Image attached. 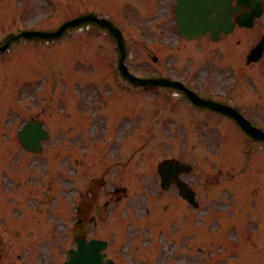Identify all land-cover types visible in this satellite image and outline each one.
I'll use <instances>...</instances> for the list:
<instances>
[{
  "label": "rangeland",
  "instance_id": "obj_1",
  "mask_svg": "<svg viewBox=\"0 0 264 264\" xmlns=\"http://www.w3.org/2000/svg\"><path fill=\"white\" fill-rule=\"evenodd\" d=\"M116 2L113 0H0V38L6 32L15 31L22 27H56L64 19L82 11L104 10V12H107L105 11L106 9L112 12L111 15L125 27L126 37L130 45V58L128 59V63L131 67L137 73H143L146 68L153 70L154 62L152 61V56L156 55V53L159 54L158 52L162 49L157 48V45L146 46L141 28L148 36L159 35V37H163L169 34H166L165 31H161L163 34L160 35L159 29L150 27L154 24L148 21V18L151 16L150 13H148V16H143L145 12L141 6L143 0H116ZM154 6L155 4L149 0L148 7L154 8ZM126 8L129 11H127ZM127 15L130 19L126 17ZM142 18L143 22L145 20L147 25L142 22ZM129 21L133 26L127 24ZM159 28H162V26ZM185 55L186 52L180 53V56L183 58L176 62V69L201 73L203 69L197 70L191 66V60L186 59L184 57ZM115 56L116 51L114 49L113 40L103 30L94 26H85L72 30L61 40L59 39L48 43L44 41H21L15 45L14 51L12 50L8 54L0 55V92L2 90L6 93L5 98L0 96L2 100L0 102V131H2V135L0 134L2 136V138H0V169L8 167L9 164H13L14 168L18 167L42 175L50 171L49 174L55 178L58 169L63 167L65 173L61 178L68 177V179L63 181L56 178L55 184L46 185V188L48 186H52L53 188V190L50 188L47 192L49 194L55 193L57 196H60L62 194L61 184L63 182L66 184L64 185L65 189L68 188V185L72 186L75 180L73 178L74 176L69 172V169L73 164L72 159L74 157L72 154H67L68 158L64 157V160H62L63 153L60 143L57 141V139H59L58 134L60 133V126L57 119L58 114L60 115V108L64 107L59 98L60 94L58 91L66 92L73 82L72 79L67 76V73H63L61 77L60 74L57 76V69L60 68V65H63L73 70L76 73L75 75L79 78L89 76V73H105L107 75L103 77L106 78L110 76L111 73H116ZM111 59L113 63H109ZM19 60L20 63H22V69L20 71L26 68L25 63L26 66H28L27 72L24 74L25 76L20 80L18 79L21 73L17 72L20 68L18 64ZM26 60L27 62H25ZM50 61L52 62L53 70L45 67L46 63ZM236 62H238V60ZM36 63H38L39 67H41L40 69L46 75L44 85H46L48 80V85L51 88L54 87L57 93L53 94L48 89L47 92L45 89H38L39 75L36 77V68H34ZM238 63L241 64V62ZM259 65L260 63L255 65L257 66L256 70L258 72L260 70ZM92 68L95 71L91 72ZM253 69L254 67L246 68L247 73L243 74H247L248 76H245V78L255 86L258 78L264 83V73H261L262 75H257L253 73ZM209 73H217V69L213 68ZM235 74L238 73H223L225 90L229 91L228 93L236 92L234 91V89L236 90V86L232 85L234 82L232 76ZM99 85L104 95L102 98L104 103L102 107L103 115L100 119V121L103 122L102 130L104 132L108 129L109 131L112 129V124L117 118L115 114L121 118L125 116V121H132L133 123H135L137 118H144L145 115L151 114L150 109L153 108V106L151 107L149 102L144 100V98L142 99L139 94H135L136 100L131 106L126 108L123 106L118 107L115 99L120 91L111 87L104 88L101 83H99ZM207 86H209V84ZM245 89L248 90V87H245ZM79 92L81 93V90H79ZM97 93L91 94L86 90V92H84V94L81 93L80 96L86 100L90 99V97L92 100H95L98 95ZM146 94L147 93L144 92L143 95L145 96ZM256 97L260 100L264 99L263 95H256ZM244 102L247 104L243 105L249 108L248 111L250 115L254 117V120L264 124V111L256 108L255 104L251 101L249 103L248 100ZM73 105L74 103L70 99L69 104L64 108L72 111ZM80 105L82 106L83 104ZM6 111L9 115L6 114ZM91 112H87L84 108H78V110L73 113L72 117H64V120L69 122L70 125L75 117L80 114L81 121L74 127V138L77 139L74 149L76 151L78 150V152L81 142L85 143L88 140L87 128L93 120V114ZM8 116L10 121L7 122ZM154 117L153 115V119ZM29 118L41 119L50 130L51 136L49 140L45 141L41 153H29L22 149L17 141L16 132L18 128ZM182 120L185 121L184 119ZM221 120L224 123L225 139L233 140L237 138V136H239V130L235 124L229 121V119ZM198 123L195 122V125L189 127L190 131H188V137L190 139L187 144H189L190 148H183L182 141L179 138H176V141L161 143L160 139L162 138L159 134H162V131L158 128L157 132L155 129L157 126H155L152 121L150 123L151 131L150 127L145 131H150L151 135H149L150 137L148 140H146V138H141L139 142L134 141V139L128 141L129 145L135 144L133 149L132 146L126 149L125 143L122 145L119 155L123 157V155L131 154L128 156V161L127 158L123 159L124 167H113L112 169L106 167L114 163V158L110 152L109 158L105 155L103 156L106 161L105 163L98 164L95 160L96 158L90 156V150L88 151L87 157L82 159V170H88L89 176L93 175V177L96 178L107 179L106 183L108 182V185L114 180L118 182L116 174L112 172L114 169L117 173L120 172L123 175L128 172L126 178L129 191L128 196L130 197L127 202L129 204L133 202L136 205L137 211L127 207L128 211L134 212L132 215L133 218L125 216L122 219L125 224L122 225L118 222L116 223L117 226H115L113 223L112 228L108 225V222L104 221L105 216L103 214L105 213L104 201L109 197V192L107 195L104 193L105 190L107 191L106 183L101 185V183H99L100 181L96 183L89 182V177L87 175L84 178V182H89L88 185H90V183L92 184L94 191L93 197L87 195L84 204L89 208L90 214H96L100 218L96 229L90 230L89 234H93L92 232H94L95 236H106L110 238V255H114L119 264H258V261L262 259L261 257H264V255L262 256V251L255 248L253 245L254 241H261L264 245V145L256 144L246 154H243V145L245 144L243 138H240L239 146L237 149L235 148L233 153H230L229 156L219 155L214 157L217 146H219L220 138H218V140L217 138L214 139L215 135L211 129H215V125L218 122L206 118V121H204L202 125L200 121ZM262 124L260 125L264 127ZM178 126L180 125L174 127V131H176ZM129 127L132 128L130 125ZM138 129V126L135 125L130 132L137 133ZM166 135L169 136L168 133ZM110 142L113 144L112 140ZM220 143L222 144L223 142ZM67 146H70V144L68 143ZM59 147L61 151L58 150ZM110 148L109 146V149ZM222 152H218V154ZM81 153L83 152L81 151ZM169 155L186 157L193 164V170L188 173L186 177L197 192L199 206L193 208L187 204V207L195 217L199 216V218L203 219V225L201 228H198L194 240L186 247L180 242L174 243L168 238L167 240L163 238L160 239L158 233L159 228H161L160 223L149 219V221H155L151 222L150 225L152 234L151 239L154 240L153 244L156 246H143V233L138 234L136 229H129L130 219L134 222V227H136L139 221L142 224L145 222L143 221V215H145L143 208L146 202L143 200V194L146 192L155 193L157 199L161 201H169L171 194V199L173 200L174 196L172 192L163 193L157 191L155 184H150L142 188L143 184L141 185L138 177L142 171H145L146 173H141L142 176L140 177L149 175V177L154 178L156 181L157 161ZM92 160L96 165H91ZM230 160L232 162H230ZM247 167H249L248 173L243 171ZM106 169H108V171H105ZM135 171L139 172V175L129 177V173L132 174ZM100 174L105 175V177H101ZM0 178L2 180L0 196L3 197L13 191L10 183H14V181L9 173L1 174ZM242 180H244V182L239 184ZM113 183H115V181ZM227 183H231L232 190L230 187L226 188ZM19 184L23 185L26 190L28 189L27 182L22 181ZM77 186L79 187L78 183ZM80 188L82 189V186H80ZM173 192L175 193L174 190ZM50 196L52 200L55 199L52 195ZM231 197H234L236 202H231L230 204L226 201L223 202L224 199L229 200ZM250 197L253 202L251 205L247 203V199ZM60 198H65L71 203V200L64 195L60 196ZM59 201L60 199L56 200L57 203H59ZM64 203L65 202H62L63 208H65ZM114 205L117 204H111V206ZM180 205L184 207L182 203H180ZM225 205H227L225 208L226 211H222L220 208ZM72 206L74 208L73 203L71 204V207ZM248 206H250V209ZM100 207H103V209ZM5 208L7 214L8 206L6 204ZM175 208L181 215H186L184 210H178V205H176ZM24 209L25 207L20 201L15 203L14 206H10V211H22ZM115 210L116 207L111 211L114 212ZM235 210L238 216L233 219L230 215ZM69 212L71 215V210H69ZM37 213L39 214L38 211ZM220 214L223 216H219ZM111 216V213L107 214L106 220H109ZM74 217L73 214V217L68 220L67 224H64L65 226L63 228H61L62 226H58V219L54 220L52 225L50 224L46 228L47 231L50 230L55 233L57 237H50L48 238L50 242L44 243V245L49 248L48 251L43 249L41 251L38 250L36 259H39L45 251V258L40 264H58L55 263L51 252L53 247L62 239L63 233L65 235V241L67 242L64 247L71 244L72 237L77 232V228L74 224ZM40 220L41 219H35L32 224L26 223L24 220L20 219L16 213L13 214L10 212L11 223L23 229H29L31 232L40 228ZM191 221L193 222V218ZM178 222V220H175L174 223L171 224L172 230H177L175 223ZM232 223L237 224V226H233ZM8 226L9 223H0V248H3V254L6 257L5 260H8V257H10L9 260H12L13 264H23L22 260L19 259L21 258V248L11 236L12 229ZM215 226L219 227L216 229ZM250 226H253L256 230L252 231L254 228L250 229ZM129 233L132 234L133 237H131ZM186 237L187 235H184V238ZM179 238L180 237H177V239ZM33 241L35 240L33 239ZM37 241L38 238L36 242ZM121 241H124L123 249L122 246L119 248ZM128 241L130 243H128ZM34 245H36V243ZM134 245H136V250L133 249ZM126 246L129 247V250L131 249L132 256L128 255L129 250H126ZM231 257H233V259H231Z\"/></svg>",
  "mask_w": 264,
  "mask_h": 264
},
{
  "label": "bare ground",
  "instance_id": "obj_2",
  "mask_svg": "<svg viewBox=\"0 0 264 264\" xmlns=\"http://www.w3.org/2000/svg\"><path fill=\"white\" fill-rule=\"evenodd\" d=\"M261 248V247H260Z\"/></svg>",
  "mask_w": 264,
  "mask_h": 264
}]
</instances>
